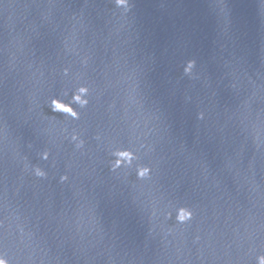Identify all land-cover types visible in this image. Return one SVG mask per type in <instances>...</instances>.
<instances>
[{
	"label": "water",
	"instance_id": "95a60500",
	"mask_svg": "<svg viewBox=\"0 0 264 264\" xmlns=\"http://www.w3.org/2000/svg\"><path fill=\"white\" fill-rule=\"evenodd\" d=\"M128 4L0 0V177L136 264H258L264 0ZM80 86L79 119L52 111Z\"/></svg>",
	"mask_w": 264,
	"mask_h": 264
},
{
	"label": "clouds",
	"instance_id": "9594fccd",
	"mask_svg": "<svg viewBox=\"0 0 264 264\" xmlns=\"http://www.w3.org/2000/svg\"><path fill=\"white\" fill-rule=\"evenodd\" d=\"M115 4L117 7H123L126 11L130 10V5L128 4V0H115ZM195 66V61H189L188 65L185 69L186 74H190L192 69ZM65 74H68V69H65ZM90 93V89L87 86H80L76 89L75 93L72 96L71 103H65L59 98H54L51 101L50 108L53 112L64 114L72 119H79L80 113L72 106V104L79 105V107L84 108L89 104V99L87 98ZM201 118H203V114H200ZM99 137H97L98 139ZM73 141L79 140L78 135L72 136ZM84 145L83 140H79L76 147L81 148ZM112 155L116 157V159L112 162L111 169L112 171H116L121 167H131L134 160H138L139 157L130 149H116L113 151ZM49 157V152L45 151L42 153V158L47 160ZM137 176L139 179H147L151 176V168L148 166H137ZM34 173L38 177H46L47 173L39 166L34 168ZM68 179L67 175L62 176L61 180L66 181ZM176 220L179 223H186L193 217V212L191 209L187 207H180L177 210ZM169 217H171V213H169ZM0 264H9L8 260L3 256H0ZM258 264H264V255L258 258Z\"/></svg>",
	"mask_w": 264,
	"mask_h": 264
}]
</instances>
